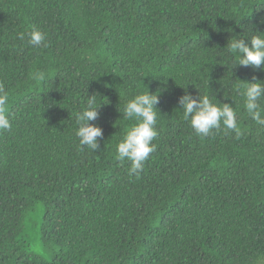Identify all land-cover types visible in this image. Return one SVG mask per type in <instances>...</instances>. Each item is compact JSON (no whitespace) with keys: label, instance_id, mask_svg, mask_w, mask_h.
Instances as JSON below:
<instances>
[{"label":"trees","instance_id":"1","mask_svg":"<svg viewBox=\"0 0 264 264\" xmlns=\"http://www.w3.org/2000/svg\"><path fill=\"white\" fill-rule=\"evenodd\" d=\"M262 21L264 0H0V264H264V126L239 81L264 70L225 49ZM148 89L157 149L129 176L117 145L137 121L121 112ZM199 92L238 110L239 138L195 133L179 99ZM93 94L97 151L76 136Z\"/></svg>","mask_w":264,"mask_h":264},{"label":"clouds","instance_id":"2","mask_svg":"<svg viewBox=\"0 0 264 264\" xmlns=\"http://www.w3.org/2000/svg\"><path fill=\"white\" fill-rule=\"evenodd\" d=\"M245 33L234 35L225 49L236 60L235 67L251 66L254 70H264V32H254L251 28L250 34ZM20 39H24V33L20 34ZM45 41L46 34L35 27L28 33V44L31 46L43 44L47 47ZM33 78L43 81L45 74L38 72ZM239 81L241 94L245 98L246 112L257 125L264 126V109L261 108L260 103L264 100V81L255 77L252 82ZM98 95H87L84 106L76 116L78 125L76 136L79 138V144L93 151L99 149V141L103 137V129L91 123L98 119L100 115L98 109L104 103L97 102ZM8 100L7 92L3 85H0V131L9 130L12 126L8 116ZM158 103L159 94L151 93L148 89L127 101L123 111H120L124 118L137 121L117 145L118 159L130 161L129 176L139 177L144 170V162L157 149L153 141L158 136L157 118L158 113L160 114L157 108ZM179 104L182 106L183 118L190 121L191 127L198 136L207 137L213 130H219L222 125L225 129L234 132L236 138L242 134L238 124V110L229 103L220 101L216 103L208 94L201 95L199 92L197 97L191 94L181 96Z\"/></svg>","mask_w":264,"mask_h":264},{"label":"rangeland","instance_id":"3","mask_svg":"<svg viewBox=\"0 0 264 264\" xmlns=\"http://www.w3.org/2000/svg\"><path fill=\"white\" fill-rule=\"evenodd\" d=\"M34 248L42 255H44L48 260H51L53 258L54 249L47 250L46 247H44L40 242H36L34 244Z\"/></svg>","mask_w":264,"mask_h":264}]
</instances>
